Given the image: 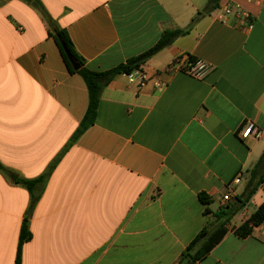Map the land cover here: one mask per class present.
I'll return each mask as SVG.
<instances>
[{
    "label": "crops",
    "instance_id": "crops-1",
    "mask_svg": "<svg viewBox=\"0 0 264 264\" xmlns=\"http://www.w3.org/2000/svg\"><path fill=\"white\" fill-rule=\"evenodd\" d=\"M39 1L95 72L198 20L145 63L143 89L124 74L113 79L94 125L64 152L88 109L87 86L67 69L39 8L0 0V264H15L31 203L18 180L42 176L61 155L29 219L21 264H177L219 225L214 213L235 202L224 204V194L240 196L264 154V0H221L249 15L226 22L218 9L206 12L208 0ZM183 55L211 71L202 80L166 73ZM249 122L261 138H239ZM263 202L264 182L199 264H264V222L247 238L233 230Z\"/></svg>",
    "mask_w": 264,
    "mask_h": 264
},
{
    "label": "trees",
    "instance_id": "trees-1",
    "mask_svg": "<svg viewBox=\"0 0 264 264\" xmlns=\"http://www.w3.org/2000/svg\"><path fill=\"white\" fill-rule=\"evenodd\" d=\"M26 1L31 2L35 7L39 8L44 13L45 18L47 19L52 29L51 36L54 38L55 42L59 47L63 60L67 66V69L69 70L70 73L78 74L82 77L89 92V104L86 114L79 128L77 129L71 140L69 141V144L65 148L64 152L74 142H76L89 127L94 125L97 118L98 106L101 100L102 93L104 89L107 87V85L113 79H115L119 75L129 74L134 72L135 70L141 69L149 59H151L160 51L171 45L176 39L188 35L190 30L198 20V18H196L191 22V24L188 27L184 29L164 31L158 42L152 48L142 53L141 55L128 60L126 63L121 64L116 68L108 71L95 72L89 70L85 66V60L76 51L75 46L68 32L65 29H61L60 27L56 26L53 23L51 18L44 11L40 1L39 0H26ZM220 1L221 0H208L206 12L212 13L216 11L219 8ZM63 45L67 48L73 60L80 65V69L76 70L73 68L71 62L69 61L65 53ZM61 156L57 158L50 165L46 173L43 174L42 176L33 180H25V179L18 180V183H20L23 187H25L28 190L31 196V203L21 227L18 254L15 264H21V253H22L23 245L32 239L29 219L48 183L51 173L53 172L54 168L61 159ZM0 171L4 173L7 172V170L1 164H0ZM263 182H264V154L260 158L256 166L253 168V170H251L246 189L240 196H236L234 198L235 202L233 203V205L232 206L227 205L225 207H221L218 210V212L214 213V217L219 222V225H217V227L214 229L206 228L201 233H199L197 237L182 252L177 264H199L200 262H202L210 253V251L223 239L224 235L227 232L226 225L232 220V218L235 215H237L245 207V205L256 194V192L258 191L259 187L263 184ZM199 200L205 206H208L211 203L210 196H208L205 193H201L199 195ZM205 212L207 214L208 209H206ZM263 222H264V202L248 218L247 221H245L243 224L233 229L234 234L240 238H247L252 235L254 228L260 226Z\"/></svg>",
    "mask_w": 264,
    "mask_h": 264
},
{
    "label": "built area",
    "instance_id": "built-area-1",
    "mask_svg": "<svg viewBox=\"0 0 264 264\" xmlns=\"http://www.w3.org/2000/svg\"><path fill=\"white\" fill-rule=\"evenodd\" d=\"M237 16L238 18H249L247 12H245L241 6L234 1H229L223 3L221 7L218 8L217 19L222 22H226L227 18L230 16ZM252 22L247 25L248 29L252 28ZM211 71V66L207 64L204 60L195 59L187 55L179 56L175 58L166 68L165 72L172 73H182L192 78L202 80L204 79L209 72ZM129 83L133 84L137 91L143 89L147 83L150 81V77L141 69L135 70L132 73L124 74ZM156 87H161L160 82H156ZM239 138L245 140L250 136L254 138H261L262 131L259 130L253 123L249 122L246 126L239 132ZM243 174H240L234 181V185L241 183ZM235 190L230 187L227 192L224 194L222 201L224 204L232 202L236 197Z\"/></svg>",
    "mask_w": 264,
    "mask_h": 264
},
{
    "label": "water",
    "instance_id": "water-1",
    "mask_svg": "<svg viewBox=\"0 0 264 264\" xmlns=\"http://www.w3.org/2000/svg\"><path fill=\"white\" fill-rule=\"evenodd\" d=\"M63 47H64L65 53H66L69 61L71 62L73 68L76 69V70L80 69V65L76 61L73 60V58L71 57V55H70L69 51L67 50V48L64 45H63Z\"/></svg>",
    "mask_w": 264,
    "mask_h": 264
},
{
    "label": "rangeland",
    "instance_id": "rangeland-1",
    "mask_svg": "<svg viewBox=\"0 0 264 264\" xmlns=\"http://www.w3.org/2000/svg\"><path fill=\"white\" fill-rule=\"evenodd\" d=\"M248 178H249V177H247V180L245 181V184H244L245 186H244V187H246V184H247V182H248ZM244 190H245V189H244ZM242 192H243V191H242ZM258 200H259V198H258ZM233 201H234V199H233ZM249 209H250V212L254 211V206H251ZM243 217H244V218H245V217H248V214H247V213L244 214Z\"/></svg>",
    "mask_w": 264,
    "mask_h": 264
}]
</instances>
